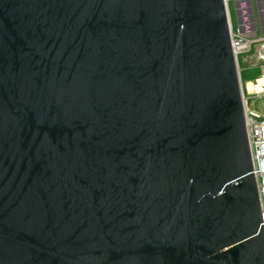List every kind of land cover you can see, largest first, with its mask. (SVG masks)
Instances as JSON below:
<instances>
[{"label":"water","instance_id":"water-1","mask_svg":"<svg viewBox=\"0 0 264 264\" xmlns=\"http://www.w3.org/2000/svg\"><path fill=\"white\" fill-rule=\"evenodd\" d=\"M225 0H0V264H264Z\"/></svg>","mask_w":264,"mask_h":264},{"label":"rangeland","instance_id":"rangeland-1","mask_svg":"<svg viewBox=\"0 0 264 264\" xmlns=\"http://www.w3.org/2000/svg\"><path fill=\"white\" fill-rule=\"evenodd\" d=\"M225 4L230 26L252 40L250 46L236 56L241 91L248 96L246 83L252 80L257 84V79L264 76V0H225ZM248 99L251 109L264 113V93L248 96Z\"/></svg>","mask_w":264,"mask_h":264},{"label":"built area","instance_id":"built-area-1","mask_svg":"<svg viewBox=\"0 0 264 264\" xmlns=\"http://www.w3.org/2000/svg\"><path fill=\"white\" fill-rule=\"evenodd\" d=\"M230 39L232 49L236 56L250 46L252 42V40L246 38L243 32L239 29L234 30L233 27H230ZM248 100V97L242 94L245 128L260 199L262 224L264 228V113H257L251 109Z\"/></svg>","mask_w":264,"mask_h":264},{"label":"crops","instance_id":"crops-1","mask_svg":"<svg viewBox=\"0 0 264 264\" xmlns=\"http://www.w3.org/2000/svg\"><path fill=\"white\" fill-rule=\"evenodd\" d=\"M262 79H263V82H262V84H261V88H260V90L258 91V90H255V89H252V90H249L248 89V83H251V84H253L254 82H252V80H250V81H248V83H246V88H247V92H248V96H252V95H260V94H263L264 93V76L262 77V76H260ZM257 78H259V77H257ZM253 85H256V84H253ZM247 96V97H248Z\"/></svg>","mask_w":264,"mask_h":264},{"label":"bare ground","instance_id":"bare-ground-1","mask_svg":"<svg viewBox=\"0 0 264 264\" xmlns=\"http://www.w3.org/2000/svg\"><path fill=\"white\" fill-rule=\"evenodd\" d=\"M262 82H263V79L262 78H259V79H257V84L256 85H253L251 83H248V89L249 90L255 89V90H258L259 91L260 88H261Z\"/></svg>","mask_w":264,"mask_h":264}]
</instances>
